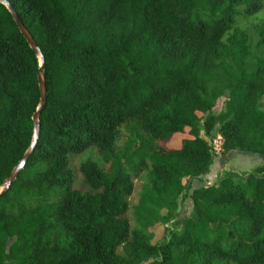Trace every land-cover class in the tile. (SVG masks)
<instances>
[{"label":"trees","instance_id":"1","mask_svg":"<svg viewBox=\"0 0 264 264\" xmlns=\"http://www.w3.org/2000/svg\"><path fill=\"white\" fill-rule=\"evenodd\" d=\"M7 1L47 100L0 197V264H264V166L193 184L217 132L224 154L264 158V0ZM39 68L0 3V188L31 145ZM191 189L192 216L155 243Z\"/></svg>","mask_w":264,"mask_h":264},{"label":"rangeland","instance_id":"2","mask_svg":"<svg viewBox=\"0 0 264 264\" xmlns=\"http://www.w3.org/2000/svg\"><path fill=\"white\" fill-rule=\"evenodd\" d=\"M264 102V100H263ZM125 125L122 129L121 140L119 142L120 147H123L126 141L129 138V134L131 126ZM133 131V130H132ZM220 134L215 133L213 138H205L209 141L210 146L212 147L213 153L215 155V161L213 165L210 167V171L208 174L204 175L200 181H194L193 184L196 188H200L203 185H207L209 183H215L217 180L225 177L226 173H231L238 178L243 177L245 174L253 172L256 168L260 166H264V158L258 155L252 154H244L241 151L237 150L229 154H224L222 149L223 138L222 140L219 138ZM182 137V136H181ZM181 137L175 139L173 147L179 146V141ZM176 142V143H175ZM218 150V152H217ZM83 158H76V163L80 162ZM135 188L134 193L130 198V210L127 214V218L130 221L131 226L134 225L132 218V209L133 206L139 202L142 194V185L143 182L141 179H137L134 181ZM193 189L187 192V197L183 198L179 205V217L177 220L168 224H161L153 229L154 233V242L160 243L163 241L166 230H178L179 227L182 226L184 220L188 217H191L194 211V202L191 199V193ZM119 253H122V248L118 250ZM153 260H149L144 264H150Z\"/></svg>","mask_w":264,"mask_h":264},{"label":"water","instance_id":"3","mask_svg":"<svg viewBox=\"0 0 264 264\" xmlns=\"http://www.w3.org/2000/svg\"><path fill=\"white\" fill-rule=\"evenodd\" d=\"M0 3L6 6V8L9 10V12L12 14L16 24L19 27L20 32L24 35L27 42L29 43L30 47L34 50V52L39 57L40 62V68L38 72V80H39V88L41 92V98L39 106L36 110V112L33 115V121H34V132L33 137L31 141V145L27 152L24 154L23 158L20 160L18 165L13 169L10 176L4 181V184L0 188V197L7 193V191L12 186L13 182L17 179L19 174L25 169L26 165L29 162L30 157L35 152L39 139H40V133H41V126H40V114L44 110L47 100V86H46V79L44 74V67H45V58L43 53L41 52L38 44L35 42L33 36L29 32V30L25 27V25L20 20V17L17 13V11L13 8V6L7 1V0H0Z\"/></svg>","mask_w":264,"mask_h":264},{"label":"built area","instance_id":"4","mask_svg":"<svg viewBox=\"0 0 264 264\" xmlns=\"http://www.w3.org/2000/svg\"><path fill=\"white\" fill-rule=\"evenodd\" d=\"M219 138L222 140V136L221 135L219 136ZM217 152H218V150H217Z\"/></svg>","mask_w":264,"mask_h":264}]
</instances>
